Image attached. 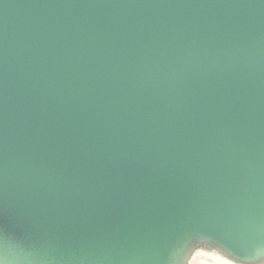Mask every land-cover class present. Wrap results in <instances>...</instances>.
I'll return each instance as SVG.
<instances>
[{"label": "water", "instance_id": "95a60500", "mask_svg": "<svg viewBox=\"0 0 264 264\" xmlns=\"http://www.w3.org/2000/svg\"><path fill=\"white\" fill-rule=\"evenodd\" d=\"M200 250L264 264V0H0V264Z\"/></svg>", "mask_w": 264, "mask_h": 264}, {"label": "bare ground", "instance_id": "6f19581e", "mask_svg": "<svg viewBox=\"0 0 264 264\" xmlns=\"http://www.w3.org/2000/svg\"><path fill=\"white\" fill-rule=\"evenodd\" d=\"M194 257H195L196 260L194 259L193 260L194 262H192V263L201 262V263H204V264H211L213 262V263H216V264H240V263L234 262L231 259L223 257L220 254H217V253H214V252H211V251L208 252V251L200 250V251H198L196 253L195 256H193V258ZM192 263L190 262V264H192Z\"/></svg>", "mask_w": 264, "mask_h": 264}, {"label": "rangeland", "instance_id": "374dc122", "mask_svg": "<svg viewBox=\"0 0 264 264\" xmlns=\"http://www.w3.org/2000/svg\"><path fill=\"white\" fill-rule=\"evenodd\" d=\"M204 257V256H203ZM197 258V257H196ZM195 259V257L192 259L191 263L194 262L193 260ZM196 260V259H195ZM192 264H204V263H201V262H195V263H192ZM211 264H216V263H211Z\"/></svg>", "mask_w": 264, "mask_h": 264}]
</instances>
